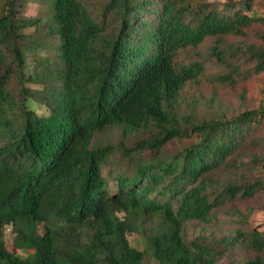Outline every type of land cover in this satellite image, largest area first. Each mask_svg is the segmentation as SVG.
Returning a JSON list of instances; mask_svg holds the SVG:
<instances>
[{"label": "trees", "instance_id": "16d2710c", "mask_svg": "<svg viewBox=\"0 0 264 264\" xmlns=\"http://www.w3.org/2000/svg\"><path fill=\"white\" fill-rule=\"evenodd\" d=\"M28 1L0 0V264H218L237 247L226 264H264V231L182 233L236 200L264 225V97L248 108L241 84L264 74L243 39L264 22L255 0H44L33 18ZM205 40L230 116L180 108L204 71L181 57ZM112 128L115 145L97 140Z\"/></svg>", "mask_w": 264, "mask_h": 264}, {"label": "rangeland", "instance_id": "374dc122", "mask_svg": "<svg viewBox=\"0 0 264 264\" xmlns=\"http://www.w3.org/2000/svg\"><path fill=\"white\" fill-rule=\"evenodd\" d=\"M88 4H92L95 0H84ZM212 3H222L227 0H205ZM238 1V0H233ZM255 8L257 14L264 18V9L261 8V3L264 0H255ZM254 3V4H255ZM47 11L46 2L40 1H28L24 7L23 15L29 18L37 17ZM258 16V17H259ZM264 31V22L254 27L245 36L246 43H254L256 46H263L264 41L261 36H258L256 32ZM228 43L234 44L236 39L225 38ZM235 40V41H234ZM210 44V40H205L203 45L198 46L194 50H190L182 55L183 61H201L204 66V71L198 80L189 82L183 88L180 94L181 110L186 113L188 110H195L194 114L197 118H208L212 114H221L223 116H230L241 110L240 104L237 101L236 94L231 91L227 85H221L215 78L217 77L216 66L211 62L212 58L208 55L207 46ZM44 57L52 59L53 51L49 46L44 47ZM246 88V101L248 108H255L259 100L264 97V74L254 76L249 80L241 83ZM214 98V99H213ZM213 99V100H211ZM212 101V102H211ZM137 136L131 133L126 138V146L129 141ZM97 140H103L101 143L116 144L119 140L118 131L115 128L104 130L97 137ZM128 140V141H127ZM174 145L167 146V150L174 148ZM116 161L114 157L112 159ZM245 163L251 164L248 159H244ZM259 162L258 164H260ZM213 180H217L221 183L223 180H227V176L223 174H217V176H211ZM251 201L236 200L233 203H228L223 208L214 210L213 219L210 224L202 225L194 221H188L183 224L182 233L188 240L199 236H213L220 237L223 235H231L236 228L252 229L255 228L258 231H264V225L262 223L261 213L255 209V204ZM251 209V210H249ZM9 233L6 232L3 235L4 245L7 251H11V244ZM129 242L138 249L143 248V241L139 239L138 235L131 234L128 237ZM25 252H18V255L24 256ZM240 248L237 247L226 254H224L219 260L218 264H226L232 261L241 259Z\"/></svg>", "mask_w": 264, "mask_h": 264}]
</instances>
